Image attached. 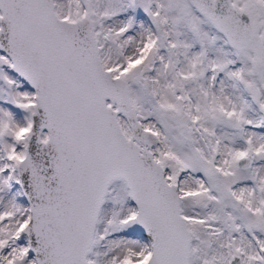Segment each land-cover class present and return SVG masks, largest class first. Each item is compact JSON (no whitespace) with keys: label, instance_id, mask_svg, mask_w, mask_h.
I'll list each match as a JSON object with an SVG mask.
<instances>
[{"label":"snow or ice","instance_id":"6c2138e0","mask_svg":"<svg viewBox=\"0 0 264 264\" xmlns=\"http://www.w3.org/2000/svg\"><path fill=\"white\" fill-rule=\"evenodd\" d=\"M0 264H264V0H0Z\"/></svg>","mask_w":264,"mask_h":264}]
</instances>
